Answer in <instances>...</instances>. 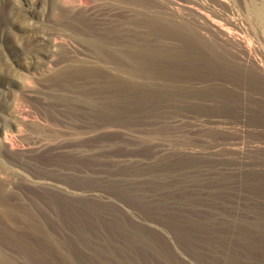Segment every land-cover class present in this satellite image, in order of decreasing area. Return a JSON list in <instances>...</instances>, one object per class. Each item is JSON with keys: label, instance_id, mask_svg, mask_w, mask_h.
<instances>
[{"label": "rangeland", "instance_id": "rangeland-1", "mask_svg": "<svg viewBox=\"0 0 264 264\" xmlns=\"http://www.w3.org/2000/svg\"><path fill=\"white\" fill-rule=\"evenodd\" d=\"M259 171L264 0H0V264H264Z\"/></svg>", "mask_w": 264, "mask_h": 264}, {"label": "trees", "instance_id": "trees-1", "mask_svg": "<svg viewBox=\"0 0 264 264\" xmlns=\"http://www.w3.org/2000/svg\"><path fill=\"white\" fill-rule=\"evenodd\" d=\"M160 42H156L154 44V50L153 52L148 55L149 57L153 58L154 61H160L164 60L168 57V55L173 54L175 52H169L168 49ZM260 173H264V171H259ZM255 218L256 216L253 215ZM253 220V219H252ZM251 242L256 246H262L264 248V238H259L257 236L250 237ZM254 253H257V251H254ZM264 263V260H261ZM249 264H260V260L257 258V255H253V259L249 262Z\"/></svg>", "mask_w": 264, "mask_h": 264}]
</instances>
